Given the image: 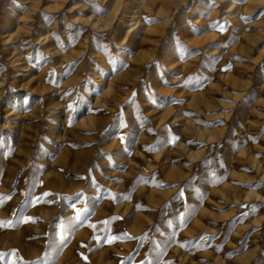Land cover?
<instances>
[{
	"label": "rangeland",
	"instance_id": "1",
	"mask_svg": "<svg viewBox=\"0 0 264 264\" xmlns=\"http://www.w3.org/2000/svg\"><path fill=\"white\" fill-rule=\"evenodd\" d=\"M0 264H264V0H0Z\"/></svg>",
	"mask_w": 264,
	"mask_h": 264
},
{
	"label": "bare ground",
	"instance_id": "2",
	"mask_svg": "<svg viewBox=\"0 0 264 264\" xmlns=\"http://www.w3.org/2000/svg\"><path fill=\"white\" fill-rule=\"evenodd\" d=\"M110 1H114L115 4H119L122 0H110ZM134 26V25H133Z\"/></svg>",
	"mask_w": 264,
	"mask_h": 264
}]
</instances>
